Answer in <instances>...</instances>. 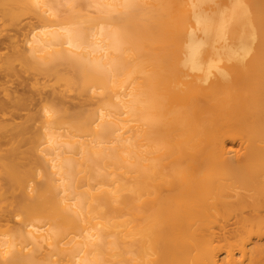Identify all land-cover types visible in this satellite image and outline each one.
Returning a JSON list of instances; mask_svg holds the SVG:
<instances>
[{
  "label": "bare ground",
  "instance_id": "6f19581e",
  "mask_svg": "<svg viewBox=\"0 0 264 264\" xmlns=\"http://www.w3.org/2000/svg\"><path fill=\"white\" fill-rule=\"evenodd\" d=\"M21 71L0 264H264V0H0Z\"/></svg>",
  "mask_w": 264,
  "mask_h": 264
},
{
  "label": "rangeland",
  "instance_id": "374dc122",
  "mask_svg": "<svg viewBox=\"0 0 264 264\" xmlns=\"http://www.w3.org/2000/svg\"><path fill=\"white\" fill-rule=\"evenodd\" d=\"M3 53H5L6 52V50H3L2 51ZM19 68V67H18ZM22 72L23 71H21L20 73H19V77H18V75L16 74V75H12V77L10 76V77H8L7 78V80H6V82L5 81H0V83H3L2 85L0 84V95L2 94V90H3V87H4V89H13V90H15V91H17V93H20L19 95H22V93H23V95H26V93L28 92V90L29 91H34L35 90V86H36V88L37 87H41V85H44V86H46V85H48V86H46L45 87V91H46V89H47V91L48 90H52V88H53V86H54V88L53 89H57V87H58V85L59 84H57V82H55V80L53 79V78H51V77H48L47 79H41V78H39V77H37L36 76V78H35V76L32 74V72H28V73H26V72H23V74H22ZM27 74V75H26ZM29 75V76H28ZM26 78H28L27 80H29V81H27L28 82V86H31V89H29V88H26L25 87V90H24V88H23V86L21 85V81L24 79H26ZM8 79H9V81H8ZM22 79V80H21ZM193 80V77H188V78H186L185 79V83H183L182 85H183V88H184V91H186V96L184 97V100L185 101H190V100H192V99H194L196 96H197V94H198V86H194V83L195 82H193L192 81ZM18 81H19V83H18ZM9 82V83H8ZM30 82V83H29ZM30 84V85H29ZM53 85V86H52ZM7 86V87H6ZM51 86H52V88H51ZM49 87V88H48ZM26 89H28L27 91H26ZM24 91V92H23ZM31 91V92H32ZM46 91V92H47ZM68 104H75V103H77V101L75 100H68ZM33 103V102H32ZM30 104V102H28L27 104H26V110H23L22 111V113L24 112V113H27L28 112V110H27V107L28 106H30L29 105ZM67 104V105H68ZM30 109V108H29ZM27 111V112H26ZM239 138L238 137H231V138H229L228 139V142H227V144H228V146H233V147H237V144H238V140ZM204 157V156H203ZM164 163H167V161H165ZM182 167H185V165H182ZM227 230H228V232H229V234H231L232 232H234V230H235V226H234V222H232V221H229L228 222V226H227ZM219 237H221L220 235H219ZM221 239H222V237H221ZM254 241H255V239H254ZM264 242V241H263Z\"/></svg>",
  "mask_w": 264,
  "mask_h": 264
}]
</instances>
